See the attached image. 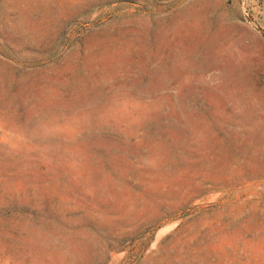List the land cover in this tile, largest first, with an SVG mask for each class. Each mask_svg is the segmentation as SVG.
Segmentation results:
<instances>
[{
  "label": "rangeland",
  "instance_id": "1",
  "mask_svg": "<svg viewBox=\"0 0 264 264\" xmlns=\"http://www.w3.org/2000/svg\"><path fill=\"white\" fill-rule=\"evenodd\" d=\"M0 264H264V0H0Z\"/></svg>",
  "mask_w": 264,
  "mask_h": 264
}]
</instances>
